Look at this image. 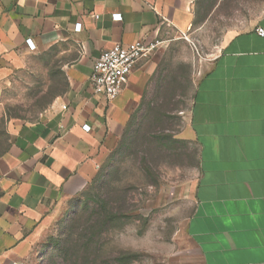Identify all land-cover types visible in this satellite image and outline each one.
I'll use <instances>...</instances> for the list:
<instances>
[{
	"label": "crops",
	"instance_id": "0c3cea01",
	"mask_svg": "<svg viewBox=\"0 0 264 264\" xmlns=\"http://www.w3.org/2000/svg\"><path fill=\"white\" fill-rule=\"evenodd\" d=\"M197 1L0 0V88L45 58L54 63L41 72L59 90L36 120L8 123L0 154V264H25L56 211L88 188L146 103L153 60L135 66L113 102L91 87L95 61L116 45L190 32ZM116 14L121 21L113 20ZM258 28L264 29V3L245 29L225 35L196 82L184 136L197 144L199 175L184 226L183 264H264V37Z\"/></svg>",
	"mask_w": 264,
	"mask_h": 264
},
{
	"label": "rangeland",
	"instance_id": "374dc122",
	"mask_svg": "<svg viewBox=\"0 0 264 264\" xmlns=\"http://www.w3.org/2000/svg\"><path fill=\"white\" fill-rule=\"evenodd\" d=\"M263 3L198 0L190 32L159 36L146 103L88 188L56 211L25 264H183L199 175L197 144L184 136L196 82L225 35L245 29ZM47 63L54 60L35 59L0 88V154L9 121L36 120L59 91L41 72Z\"/></svg>",
	"mask_w": 264,
	"mask_h": 264
},
{
	"label": "built area",
	"instance_id": "2783aa9c",
	"mask_svg": "<svg viewBox=\"0 0 264 264\" xmlns=\"http://www.w3.org/2000/svg\"><path fill=\"white\" fill-rule=\"evenodd\" d=\"M113 20L121 21V14L114 15ZM81 28V24H77L76 30ZM256 31L264 37V29L258 28ZM160 43L158 38L138 40L129 45H116L102 52L94 63L90 79L94 93L110 102L117 100L127 86L135 66L141 60L151 56ZM28 44L31 49H34L31 42ZM84 129L89 131L90 127L84 126Z\"/></svg>",
	"mask_w": 264,
	"mask_h": 264
},
{
	"label": "trees",
	"instance_id": "16d2710c",
	"mask_svg": "<svg viewBox=\"0 0 264 264\" xmlns=\"http://www.w3.org/2000/svg\"><path fill=\"white\" fill-rule=\"evenodd\" d=\"M123 135H124V134H123ZM119 143H120V142H119ZM119 143H118V145H119ZM118 145H117V146H118ZM117 146H116V147H117ZM115 149H116V148H114L113 150H115ZM113 150H112V151H113Z\"/></svg>",
	"mask_w": 264,
	"mask_h": 264
}]
</instances>
